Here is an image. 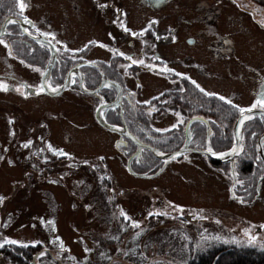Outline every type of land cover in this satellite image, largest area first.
<instances>
[{
  "label": "rangeland",
  "instance_id": "rangeland-1",
  "mask_svg": "<svg viewBox=\"0 0 264 264\" xmlns=\"http://www.w3.org/2000/svg\"><path fill=\"white\" fill-rule=\"evenodd\" d=\"M69 1L73 6L76 0ZM170 1L159 11L162 30L168 27L175 30L176 41L165 56L178 71L196 74L202 81V76L194 69L195 64L202 65V44L192 47L183 42L201 26L194 12L195 0ZM122 2H126V9L135 15L128 17L133 27L141 24L147 13L154 16V12L133 8L134 0ZM78 3L81 17L67 23V33L75 32L68 25L72 22L76 23L78 39L85 38L91 30L100 33L106 25L92 19L88 0ZM252 4L264 13L261 0H235L234 5L222 0L218 3V7H223L221 23L226 25L225 17L238 13L235 7L247 8ZM60 7L61 0H46L49 19L46 33L53 26L57 27L54 34L60 32ZM143 10L146 12L142 16ZM41 16V13L35 14L36 18ZM190 20L195 22L190 23ZM252 31L256 37H261L256 30ZM237 37L240 46L235 56L249 59L248 36ZM93 54L99 55L97 50ZM34 65L41 72L40 62ZM139 81L135 91L144 99L171 86L164 78L144 72ZM207 83L232 89V82L226 77ZM12 101L17 103L20 112H16L15 117L16 134L9 132L5 120L11 117V109L0 104V197L3 198L0 200V240L14 241L20 246L34 244L30 249L31 264H135V252L146 255L150 263H173L188 249L189 242L201 247L208 238L219 236L213 232L227 231L225 221L216 223L211 217L202 220V206L208 208L209 205L230 211L231 229L236 214L242 218L238 221L245 222L242 226L248 230L244 235L238 233L239 240L264 245V227L261 233L255 230L264 224V183L259 198L250 206L240 207L228 198L230 181L220 176L214 164L211 168L203 157L192 158L190 162L175 160L153 176H134L120 164L124 158L113 148L110 134L95 122L90 95L70 89L60 96L46 97L45 102L22 103L14 98ZM35 103L39 106L35 107ZM44 110L46 117L42 119ZM37 124L44 128L42 136L45 138L39 131L40 134L30 139L31 131L37 132ZM25 140V144H19ZM55 148H61V154H54ZM249 220L252 223H247ZM134 224L138 227H133ZM44 248L51 258L42 250ZM23 262L9 253L0 254V264Z\"/></svg>",
  "mask_w": 264,
  "mask_h": 264
},
{
  "label": "flooded vegetation",
  "instance_id": "flooded-vegetation-1",
  "mask_svg": "<svg viewBox=\"0 0 264 264\" xmlns=\"http://www.w3.org/2000/svg\"><path fill=\"white\" fill-rule=\"evenodd\" d=\"M78 2L80 0H76L72 6L69 0H61L58 17L61 29L54 34L57 29L55 26L49 28V33H46V20L49 21L46 17V0H28L23 11L18 0H0V41H2L0 43V104L11 109L9 111L11 117L5 118L10 133H17L15 117L16 112L20 113L17 103L12 101V98L22 103L30 100L46 101V93L41 90L40 83L35 78L39 69L35 68L34 63L39 61L42 66L40 70H42L49 55H46V46L32 38L44 40L47 38L54 42L57 49L56 64L64 63L65 74L69 69H73L71 73H79L80 69L77 66L80 62L75 61L77 56L73 57L71 53L66 54V49L81 48L84 58L97 50L99 55L92 54L91 57L94 66L85 67L84 79L85 75L90 76L94 86H97L103 83V76L106 79H117L120 76L123 86V102L116 107V110L112 109L115 113L110 121L111 125L125 128L142 143L157 145L163 150L174 149L167 145L174 142V136L184 137V132L180 128L184 118L189 117V121H193L192 117L199 115L196 110L189 109L193 103L197 104L201 110L208 109L209 102L205 97L229 95L234 98L238 107L256 105L255 107L264 109V106L257 104V101H264V25H261L259 19L251 13L227 16L225 17L226 25H223L221 23L223 8L212 7L206 3V0H195L194 12H197L201 26L196 34L186 36L183 42L192 47L202 44V65H194V69H197V73L202 76L201 81L196 74L194 76L189 72L178 71L170 64L173 62L165 56L176 38L174 29L168 27L162 30L159 23V11L163 9V0H134L132 7L137 11L146 9L154 12L153 17L147 13L148 16L143 17L141 24L136 27L128 23V17L135 15L126 9V2L88 0L92 9V19L103 21L106 27L100 33L91 30L83 39H78L76 23L72 22L74 28L72 23L68 24L75 32L68 34L66 30L67 23L81 17L78 13L81 10ZM146 10L141 12L142 16ZM36 13H41L42 16L36 18ZM25 18L29 22H26ZM193 22L195 20H190V23ZM4 24L5 27H2ZM224 27L227 29L223 30ZM252 29L260 33L261 37H256ZM241 34L248 36L250 49L246 53L249 59H244L240 55L235 56L240 46L237 35L241 36ZM112 62H116L118 66L112 65ZM22 69L26 71L22 72ZM142 72L158 75L171 83L169 88L152 94L157 103H154V113L146 120L142 119V113H140V105L146 99L138 97L130 90H135L140 85ZM224 77L232 82V89L224 86L218 88L207 83L208 80L220 81ZM73 78L76 77L73 76ZM107 90L114 89L104 88L99 91L106 102L113 99L109 98L111 95L108 97ZM34 106L38 107L39 104L35 103ZM146 108L151 109V106ZM110 111H106V117ZM167 112L172 113L175 130H172L171 119L165 114ZM43 115L42 119L46 117V110ZM144 123L152 128L153 135H157L152 139L146 135L148 141L140 139ZM36 128L37 132L31 131L33 135L29 137L30 139L40 132L42 136L46 122L43 129L38 124ZM108 133L111 135L113 131ZM42 138L45 137L42 136ZM117 138L118 135L115 140ZM121 143L119 147L122 155L139 149L136 143L126 136L122 137ZM190 143L196 147L202 145V124L194 123L191 126ZM141 156L142 154L134 159L136 167L152 169L156 166L154 156L149 149L148 156L145 155L142 158Z\"/></svg>",
  "mask_w": 264,
  "mask_h": 264
},
{
  "label": "trees",
  "instance_id": "trees-1",
  "mask_svg": "<svg viewBox=\"0 0 264 264\" xmlns=\"http://www.w3.org/2000/svg\"><path fill=\"white\" fill-rule=\"evenodd\" d=\"M264 0H261L263 2ZM189 109L191 111H202L197 104H192ZM206 112L210 113L213 117L211 118L214 121L221 119L223 115H228V110H217L215 108H209ZM142 113V119L146 120L150 118L151 109L142 107L140 110ZM139 119V118H138ZM140 120V119H139ZM142 133L140 134V139L144 141L146 140V135H149L154 138L157 135L152 134V128L144 123V127L142 129ZM259 128H254L250 130V134ZM231 133V132H230ZM230 133L223 135V130H221L220 137L218 143L225 144L230 137ZM203 134V131H202ZM182 140V136H174L173 143H168V147L176 148L180 145ZM256 142L252 140L250 142V147L248 145V149H246L245 153L239 157V161L241 164H245V168L242 167L241 172L248 178L249 184L253 185L257 178V165H260L256 158ZM197 149H202V145H198ZM256 164V166L254 165ZM131 225V223H129ZM107 234V232H106ZM105 234V235H106ZM113 238V237H111ZM243 246V247H242ZM246 246V247H245ZM33 248L30 245L25 246H16L9 242H4L0 240V253L5 254L9 253L13 256L21 258L24 261V264H31V251L30 249ZM201 248V249H199ZM46 254L49 258L51 255L46 251ZM135 264H159L150 263L148 257L143 254H139L135 252ZM148 261V262H147ZM161 264H164L161 262ZM168 264H264V245H258L253 243H230L229 241H224V243H217V244H205L201 247H194L190 242L188 249L185 250L184 254L178 257L176 262H171Z\"/></svg>",
  "mask_w": 264,
  "mask_h": 264
},
{
  "label": "snow or ice",
  "instance_id": "snow-or-ice-1",
  "mask_svg": "<svg viewBox=\"0 0 264 264\" xmlns=\"http://www.w3.org/2000/svg\"><path fill=\"white\" fill-rule=\"evenodd\" d=\"M18 2L20 4L21 11H23L25 9V7L27 6L28 0H18ZM26 22H29V21H27V19H26ZM0 43H2V41H0ZM141 63H143V62L141 61ZM197 87H198V85H197ZM201 91H203V90L201 89ZM205 94L208 95V93H205ZM220 99L221 100H224L225 98L224 97H220ZM225 102L226 103H230V101H225ZM257 104H260V105L264 106V101H257ZM255 106L256 105H253V107H255ZM240 111L243 112L245 110L241 109ZM208 152H211V149L210 148L208 149ZM2 199L3 198L0 197V200H2ZM121 215H123V213H121ZM149 215H166V214L165 213H149ZM48 223L51 224L52 222L49 221ZM133 227H138V225L134 224ZM12 243H15V242L12 241Z\"/></svg>",
  "mask_w": 264,
  "mask_h": 264
},
{
  "label": "bare ground",
  "instance_id": "bare-ground-1",
  "mask_svg": "<svg viewBox=\"0 0 264 264\" xmlns=\"http://www.w3.org/2000/svg\"><path fill=\"white\" fill-rule=\"evenodd\" d=\"M2 27H5V24H4ZM32 39H34V41H36V42L45 41V40L42 39V38H39V39H38V38H37V39H36V38H32ZM198 151L202 153V149H198Z\"/></svg>",
  "mask_w": 264,
  "mask_h": 264
},
{
  "label": "water",
  "instance_id": "water-1",
  "mask_svg": "<svg viewBox=\"0 0 264 264\" xmlns=\"http://www.w3.org/2000/svg\"><path fill=\"white\" fill-rule=\"evenodd\" d=\"M50 67H51V63H50V64H48V65L46 66V69H45V70H46V71H47V70H49V69H50Z\"/></svg>",
  "mask_w": 264,
  "mask_h": 264
}]
</instances>
